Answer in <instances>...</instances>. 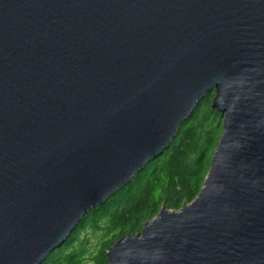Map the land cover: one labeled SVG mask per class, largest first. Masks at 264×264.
I'll return each instance as SVG.
<instances>
[{"label": "water", "instance_id": "1", "mask_svg": "<svg viewBox=\"0 0 264 264\" xmlns=\"http://www.w3.org/2000/svg\"><path fill=\"white\" fill-rule=\"evenodd\" d=\"M212 92L199 194L108 264H264V0H0V264H42Z\"/></svg>", "mask_w": 264, "mask_h": 264}, {"label": "trees", "instance_id": "2", "mask_svg": "<svg viewBox=\"0 0 264 264\" xmlns=\"http://www.w3.org/2000/svg\"><path fill=\"white\" fill-rule=\"evenodd\" d=\"M208 98L206 96L197 105L160 156L150 160L106 204L81 220L79 235L85 227H90L100 230L106 237V264L108 251L115 242L140 234L143 226L154 219L161 208L178 211L199 194L223 132L221 116L211 108ZM79 235L72 244L66 243L54 251L43 264H55L61 257H67V264H70L69 259L75 252L67 249L79 242ZM80 249L78 253L83 252L84 243Z\"/></svg>", "mask_w": 264, "mask_h": 264}, {"label": "rangeland", "instance_id": "3", "mask_svg": "<svg viewBox=\"0 0 264 264\" xmlns=\"http://www.w3.org/2000/svg\"><path fill=\"white\" fill-rule=\"evenodd\" d=\"M207 96L209 97L208 98L209 103H211V100L214 96V93L212 92ZM220 116H221V124H222L223 117L221 114H220ZM185 205H187V204H185ZM80 223H81V221H80ZM79 224L72 231V233L69 235V237L67 238V240L65 241V243L63 245H65L66 243L72 244L71 241L76 236L78 237L79 232L82 229ZM102 234L103 233L98 229L85 227L79 235V238H80L79 242H74L73 245L70 246L71 249L70 250L67 249V251L75 252V255H73V258L69 259L70 264H106L107 263V257L104 253H105L107 244H105L106 237L104 238L102 236ZM81 243H84V250H83V252H80L81 253L80 254L77 251L81 250L80 249ZM63 245H61L59 248H61ZM67 260H68L67 257H61L55 264H67Z\"/></svg>", "mask_w": 264, "mask_h": 264}, {"label": "bare ground", "instance_id": "4", "mask_svg": "<svg viewBox=\"0 0 264 264\" xmlns=\"http://www.w3.org/2000/svg\"><path fill=\"white\" fill-rule=\"evenodd\" d=\"M111 197H112V196H111ZM111 197H110V198H111ZM110 198H109V199H110ZM109 199H108V200H109ZM105 204H106V203H105ZM45 261H46V259L42 262V264H43Z\"/></svg>", "mask_w": 264, "mask_h": 264}]
</instances>
